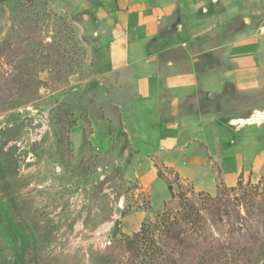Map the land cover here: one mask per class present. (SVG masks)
<instances>
[{"label": "rangeland", "instance_id": "374dc122", "mask_svg": "<svg viewBox=\"0 0 264 264\" xmlns=\"http://www.w3.org/2000/svg\"><path fill=\"white\" fill-rule=\"evenodd\" d=\"M49 1L0 0V264H136L127 241L142 225L156 229L159 264H264V175L251 181L264 174V142L251 153L245 139L257 128L232 122L264 111V0H222L229 79L228 88L216 85L225 98L213 109L220 138L236 143L211 158L210 169L219 172L232 153L243 171L234 187L220 182L213 195L195 188L213 191L203 168L178 153L164 159L193 170L195 185L158 164L151 188L131 179L128 140L117 135L100 145L102 127L121 121L116 106L126 98L115 106L106 82L88 83L92 74L109 78L90 70L74 17ZM236 68L247 86L234 95ZM256 125L263 134L264 119ZM163 215L178 220L179 238L161 236Z\"/></svg>", "mask_w": 264, "mask_h": 264}, {"label": "crops", "instance_id": "0c3cea01", "mask_svg": "<svg viewBox=\"0 0 264 264\" xmlns=\"http://www.w3.org/2000/svg\"><path fill=\"white\" fill-rule=\"evenodd\" d=\"M57 1L66 15L74 17L78 38L90 57V70L109 78L92 74L88 83L106 82L115 106L120 102L115 98H128L116 106L121 121L102 127L106 131L99 143L109 147L111 138L117 135L128 140L134 150L131 179L151 184L152 188L153 182L158 184L160 180L159 164L173 171L179 180L194 184L193 170L183 173L164 159V154L178 153L189 165L203 168L204 184L213 191L195 186L200 192L213 195L220 182L234 187L243 171L240 156L225 154L220 171L213 173L210 169L214 165L211 158L220 160V151L224 154L236 143L220 138L225 132L217 127L221 128L222 123L213 109L215 102L225 98L216 85L228 88L229 79L227 47L222 42L228 11L222 0ZM49 3L59 6L56 0ZM251 71L256 77L252 88L256 89L259 67ZM245 75L242 68L230 71L234 95L246 89ZM251 111V117L239 116L232 122L255 125V134L245 139L247 149L254 153L264 142V133L259 131L263 125L247 121L264 111ZM224 125L228 127L229 123ZM263 175H251V181ZM229 176L234 177L233 183L227 182Z\"/></svg>", "mask_w": 264, "mask_h": 264}, {"label": "trees", "instance_id": "16d2710c", "mask_svg": "<svg viewBox=\"0 0 264 264\" xmlns=\"http://www.w3.org/2000/svg\"><path fill=\"white\" fill-rule=\"evenodd\" d=\"M231 191H234V189L231 188ZM192 213V210L186 211L184 219L189 220L192 217ZM160 219L157 228L162 237H169L170 239L180 237L177 228L178 220L170 218L169 215H163ZM155 231L156 229L150 231L149 227L142 225L140 231L128 239L127 249L136 264H159L164 259L153 237Z\"/></svg>", "mask_w": 264, "mask_h": 264}, {"label": "bare ground", "instance_id": "6f19581e", "mask_svg": "<svg viewBox=\"0 0 264 264\" xmlns=\"http://www.w3.org/2000/svg\"><path fill=\"white\" fill-rule=\"evenodd\" d=\"M256 115L249 119L247 122L261 123L262 119H264V112L255 113ZM246 121H237L236 124L245 123Z\"/></svg>", "mask_w": 264, "mask_h": 264}]
</instances>
